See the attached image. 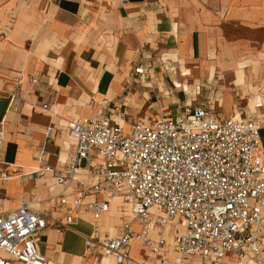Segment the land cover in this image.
<instances>
[{"label": "crops", "instance_id": "0c3cea01", "mask_svg": "<svg viewBox=\"0 0 264 264\" xmlns=\"http://www.w3.org/2000/svg\"><path fill=\"white\" fill-rule=\"evenodd\" d=\"M0 1H3L0 132L4 140L0 147V215L14 210L24 201L33 202L35 210L47 213L51 226L41 245L47 264H116L113 257L101 260L100 255L91 256L86 240L120 236L124 223L133 218L122 199L116 198L99 221L89 215H75L73 224L63 229L53 222L64 220L68 212V206L60 205L64 188L57 186L49 175L32 179L29 174L40 164L62 168L75 149L67 136L68 122L92 117L100 108H105L106 114L114 120L118 112L123 113L126 124L157 120L161 109L172 114L163 101L153 100L150 92L138 90L150 87L138 79L149 77V70V75L135 74L139 66H148L149 45L157 48L159 44H166L163 52L170 47L177 60L182 57L185 61L203 62L219 58L223 70L218 79L225 84L221 87L226 89L234 81L236 87L245 90L241 101L252 98L247 110H232L235 99L228 90L224 99L213 92L217 83L214 84L216 71L212 67L207 82L210 99L185 102L177 106V114L185 104L206 105L220 120H240L253 105L251 111L264 116V85H247L244 75L245 69L253 65L254 76L259 78L256 62H236L232 78L228 73L235 69L225 68L224 56L217 58L216 53L209 54L211 43H217L222 33L221 23L239 24L264 32V0ZM139 58L141 63L132 73L131 61ZM257 58L264 61V37ZM256 98L258 100H254ZM223 101L225 108L221 111ZM257 101L262 102L263 107L256 110ZM143 106L147 108L146 113L139 117ZM49 127L58 131L51 139L46 135ZM260 138L259 155L264 160V123ZM4 173L12 174V178L3 180ZM74 189L75 185L67 193L72 195ZM94 199H101V196L91 195L87 201ZM116 201L117 208L113 206ZM111 209H116V219ZM108 216L114 223H110ZM105 220L109 226L105 225ZM167 239L171 258H174L173 245L170 238ZM130 257L137 261L149 258V253L133 242Z\"/></svg>", "mask_w": 264, "mask_h": 264}, {"label": "built area", "instance_id": "2783aa9c", "mask_svg": "<svg viewBox=\"0 0 264 264\" xmlns=\"http://www.w3.org/2000/svg\"><path fill=\"white\" fill-rule=\"evenodd\" d=\"M135 74L149 75L148 66H139ZM262 107L260 102L254 109ZM263 123L264 116L251 110L240 120H220L206 105L185 104L176 116L161 109L157 120L126 124L123 113L114 120L100 108L92 117L68 122L67 136L75 149L62 168L40 164L29 176L49 175L64 188L60 205L68 206V212L64 220L53 222L63 229L75 215L99 221L116 197L130 207L133 218L119 237L87 238L89 254L101 260L264 264ZM57 132L49 127L47 138ZM3 142L0 132V147ZM11 178L2 174L3 180ZM74 185L69 202L67 191ZM91 195L101 199L87 201ZM32 203L21 202L0 215V264L48 263L41 245L51 225L47 213ZM133 242L149 258L132 261Z\"/></svg>", "mask_w": 264, "mask_h": 264}, {"label": "rangeland", "instance_id": "374dc122", "mask_svg": "<svg viewBox=\"0 0 264 264\" xmlns=\"http://www.w3.org/2000/svg\"><path fill=\"white\" fill-rule=\"evenodd\" d=\"M3 1H0V22L3 18ZM222 33L217 37V43H211L209 54L216 53V56L223 55L226 61V69H235L230 70L228 74L232 78L235 77L236 73V62L242 60H252L256 62L258 77L254 76V71L252 69L253 65H250L245 69V78L246 83L252 85L262 84L264 85L262 79L264 78V61L259 60L258 52L262 51V40L264 37L263 31H254L246 26L239 24H227L221 23ZM220 40L222 42H220ZM150 46V45H149ZM147 50V61H148V70L150 71V76L145 77L144 79L138 78L140 81H144V84H149V89H138L140 92L147 91L150 92L153 100L156 98L160 101H163L165 106H168L172 111L174 116L177 115V106L185 102H193L195 99L199 100H209L211 95L207 90V82L211 73V68L214 67L216 71V78L214 79L215 89L213 88L214 94L224 99L225 93L228 92L233 95L235 99V105L232 110L245 109L247 110V100L241 101L240 98L244 96V91L234 85V81L230 84L231 86L223 89L221 86H225L223 80L218 79L221 76L223 68L219 64V58L216 61L210 60H200L190 61V60H181L175 59L172 54L174 51L170 50L169 47L167 52H163V48L166 49V44H159L156 47H149ZM208 62V63H207ZM139 60L133 59L131 61V72L133 73L134 68L140 65ZM185 63H187L186 66ZM215 63V64H214ZM183 66L185 68H183ZM187 69V70H186ZM137 79V77H135ZM262 81V82H261ZM179 83V84H178ZM252 83V84H251ZM253 84V85H254ZM141 85V84H140ZM180 85L178 88L177 86ZM187 86V88H186ZM156 96V97H155ZM239 103V105H237ZM225 104L223 101V106L220 107V110L223 111ZM250 109L253 111V105L250 106ZM146 106H143L139 111V117H143L146 113ZM227 112V111H226ZM124 211V209H123ZM125 215H122L121 218H124ZM134 254H138L137 250L134 251Z\"/></svg>", "mask_w": 264, "mask_h": 264}, {"label": "bare ground", "instance_id": "6f19581e", "mask_svg": "<svg viewBox=\"0 0 264 264\" xmlns=\"http://www.w3.org/2000/svg\"><path fill=\"white\" fill-rule=\"evenodd\" d=\"M207 63H208V62H207ZM178 84H179V83H178ZM247 85H248V84H247ZM177 87L179 88L180 85H178ZM186 88H187V86H186ZM245 88H246V86H245ZM257 88H258V87H257ZM247 89H248V88H247ZM256 90H257V89H256ZM244 92H245V90H244ZM248 94H250V93H248ZM256 94H257V93H256ZM254 95H255V94H254ZM259 95H260V94H259ZM248 96H249V95H248ZM251 99H252V98H251ZM251 99L249 98L250 102H251ZM259 99H260V98H259ZM254 100H258V98L254 99ZM252 102H253V101H252ZM257 102H258V101H257ZM258 103H260V102H258ZM122 121H123V120H122ZM122 121H121V122H122ZM116 198H118V197H116ZM116 198H114L113 201H114V200H117ZM119 199H120V198H119ZM113 201H112V202H113ZM114 203H115V202H114ZM114 203H113V206H114L115 208H117V207H118L117 204L120 203V202H119V200H118V203H117V201H116L115 205H114ZM116 205H117V207H116ZM119 206H120V205H119ZM128 207H129V206H128ZM112 208H113V207H112ZM129 208H130V207H129ZM115 210H116V209H115ZM115 210H114V211H115ZM112 211H113V209H111L110 213H114V214H113V216H114L115 213H117V211H115V212H114V211L112 212ZM130 211H131V209H130ZM130 211H128V213H129ZM128 213H127V214H128ZM119 215H120V214H118V216H119ZM120 216H121V215H120ZM120 216H119V217H120ZM108 217H110V216H108ZM111 217H112V215H111ZM111 217H110V218H111ZM110 218H107V219H110ZM113 218L116 219L115 216H114ZM120 220H121V219H120ZM120 220H119V221L117 220V222H120ZM121 221H122V220H121ZM104 222H106V220H105ZM115 222H116V220H115ZM110 223H114V220H113L112 218L110 219ZM116 224H117V223H116ZM105 225H106V226H109V225H107V222H106Z\"/></svg>", "mask_w": 264, "mask_h": 264}, {"label": "water", "instance_id": "95a60500", "mask_svg": "<svg viewBox=\"0 0 264 264\" xmlns=\"http://www.w3.org/2000/svg\"><path fill=\"white\" fill-rule=\"evenodd\" d=\"M130 2H136V1H141V0H128Z\"/></svg>", "mask_w": 264, "mask_h": 264}]
</instances>
